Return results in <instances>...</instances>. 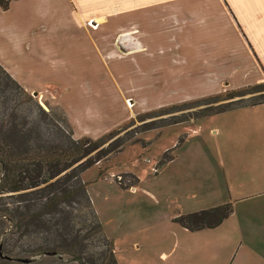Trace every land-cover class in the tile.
<instances>
[{
	"label": "crops",
	"instance_id": "0c3cea01",
	"mask_svg": "<svg viewBox=\"0 0 264 264\" xmlns=\"http://www.w3.org/2000/svg\"><path fill=\"white\" fill-rule=\"evenodd\" d=\"M101 33L120 43L132 74L140 66L142 90L156 63L162 97L181 95L161 81L184 74L204 81L190 83L189 97L264 81V0H11L0 7V65L29 93L63 83L76 98L83 82L100 78ZM150 49L159 50L156 62ZM196 123L178 146L180 131L164 147L174 156L154 170L159 185L129 187L126 264H264V102ZM228 202L231 214L212 228L190 231L172 220ZM119 249L116 242V258Z\"/></svg>",
	"mask_w": 264,
	"mask_h": 264
},
{
	"label": "trees",
	"instance_id": "16d2710c",
	"mask_svg": "<svg viewBox=\"0 0 264 264\" xmlns=\"http://www.w3.org/2000/svg\"><path fill=\"white\" fill-rule=\"evenodd\" d=\"M9 1L0 0V7L8 8ZM0 71L3 73L0 77V234L6 232V225H11L10 237L1 243L0 252L10 259L27 258L22 255L27 252L30 256L57 258L69 263L118 264L112 241L103 231L81 173L121 151L133 136L125 132L111 140L125 129L126 125H121L95 138L88 135L74 137L64 117L42 108L37 98L1 65ZM246 94H252L249 97L264 96V81L212 97L205 102L209 105L201 108L199 117L233 108L229 106L246 98H232ZM224 99L232 100L212 104ZM262 102L264 97L238 106ZM153 121L140 124L138 132L155 127ZM181 121L184 120L176 122ZM182 140L183 137H179L175 146ZM173 156V148L165 150L157 167ZM102 171L98 167L99 177L104 176ZM123 176H130L132 181L123 183ZM115 181L125 189L136 185L138 178L123 173ZM83 209L88 216L82 213ZM231 212L232 203L228 202L177 214L172 220L195 231L217 226ZM81 230L85 232L81 233ZM93 236L101 248L98 253L88 251L89 239ZM24 237L33 241L31 247L20 244ZM50 252L53 254H48Z\"/></svg>",
	"mask_w": 264,
	"mask_h": 264
},
{
	"label": "rangeland",
	"instance_id": "374dc122",
	"mask_svg": "<svg viewBox=\"0 0 264 264\" xmlns=\"http://www.w3.org/2000/svg\"><path fill=\"white\" fill-rule=\"evenodd\" d=\"M53 3L54 9L61 7V3L58 1H54ZM101 37L100 78L94 81L86 80L83 82L84 95L76 98L70 97V95L67 97L63 83L61 85H48L47 89L49 91L45 93L31 94L37 98L42 108L55 111L58 115L64 117V120L66 119L65 122L72 129L73 135L75 133L74 137L88 135L95 138L121 125H126L125 129L111 140L118 136H123L125 132L133 136L131 140L124 144V148L121 151L111 154L108 160L92 165L81 173L83 182L87 183L88 194L98 219L102 224L104 233L112 241L113 246L117 242V245L121 247V249L117 250L119 256L116 259L118 260V257H120L121 264H126L124 213L125 211H131V207H128L134 199L128 191L129 188L121 189L116 183L115 178H120L123 173H131L138 178L136 185L139 188H148L153 184L159 185L158 179H154L153 181L154 170L162 158L164 147L172 145L177 131H180L177 134L178 136L185 135L187 133V125L196 126V122L202 119V117H199L201 108L209 105L205 104V102L212 100V97L219 94L186 96L184 92H188L192 88L191 84L195 82L199 85L200 83H204V81L197 79L192 83L186 80L188 78L184 74L180 76V80L178 79L175 82L161 81V84L164 83L165 87L172 86L174 83L175 87L180 88L181 95L175 98H170L169 96L162 97L157 92L158 85L156 71H154L156 70V63L149 66V91H145L147 90L146 87L142 90L139 74L140 66H133L134 72L137 74L134 72L132 74L124 63V54L121 53L125 50L120 47V43L114 44L111 41L108 42V33H101ZM158 51L150 49V56L154 62H156ZM165 51L168 52V50ZM91 55L93 56V53ZM185 59L182 56L183 62L186 61ZM0 77H3L1 71ZM196 89V92H199V86ZM249 96L250 94H246L232 98L233 100L242 97L246 99L241 102H235L229 107L251 103L264 97ZM232 99H224L212 104L219 105ZM197 101L200 102L197 103ZM128 104L132 105L129 106ZM180 119L184 121L176 122ZM131 120L132 123H130ZM148 121H153L155 127L138 132L140 124ZM162 166L157 167V170ZM98 167L103 170V177L98 176ZM131 181L132 178L130 176H123V183H130ZM143 201L144 199L140 195V198L136 202ZM136 202L133 203L135 204ZM82 213L88 216L86 209H83ZM10 228L11 225H6V232L0 234V249L1 243L10 237ZM84 232L85 230H81V233ZM20 244H25V247H31L33 241L24 237L20 240ZM100 249L96 237L93 236L89 239V252L98 253ZM16 250H18V247H16ZM1 253L3 256H8L3 251ZM22 255L32 260L21 262L1 256L0 264H78L64 262L57 258L34 257L30 256L27 252L22 253Z\"/></svg>",
	"mask_w": 264,
	"mask_h": 264
},
{
	"label": "water",
	"instance_id": "95a60500",
	"mask_svg": "<svg viewBox=\"0 0 264 264\" xmlns=\"http://www.w3.org/2000/svg\"><path fill=\"white\" fill-rule=\"evenodd\" d=\"M34 95H36V93H33ZM48 254H53L52 252H50V253H48ZM0 255L1 256H3L2 255V253L0 252ZM4 258H9L10 259V257H8V256H3ZM12 259V258H11ZM13 259H16V260H18V261H21V262H29L30 261V259L29 258H13Z\"/></svg>",
	"mask_w": 264,
	"mask_h": 264
}]
</instances>
